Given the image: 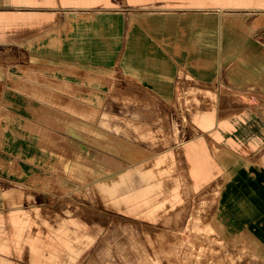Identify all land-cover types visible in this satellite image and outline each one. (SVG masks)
<instances>
[{
	"label": "crops",
	"instance_id": "0c3cea01",
	"mask_svg": "<svg viewBox=\"0 0 264 264\" xmlns=\"http://www.w3.org/2000/svg\"><path fill=\"white\" fill-rule=\"evenodd\" d=\"M38 2L52 0H0V25L50 27L29 41L22 32L10 44L19 54L18 85L13 86L11 68L0 64V207L17 201L12 175L28 169L47 172V144L57 159L65 151L68 159L74 156L73 147L62 148L64 142L84 148L92 115L99 126L122 119L160 124L161 118L166 130L180 88L185 95L209 92L219 113L190 115L196 130L190 138L203 137L188 139L185 151L203 153V164L225 176L219 182L220 206L246 207V223L229 225L264 253V39L252 36L254 30L256 35L264 31V11L254 16L248 8H264V0L178 4L192 11L165 8L154 0L98 9L114 2L62 0V6L73 8L24 14ZM206 6L240 10L223 18L219 12L199 11ZM108 73L114 74L115 87L104 85ZM50 77L57 85L45 81ZM251 90L260 95L252 98ZM184 107L193 108L186 102ZM18 193L23 198V191ZM21 220L0 215V226ZM0 264L16 263L6 259Z\"/></svg>",
	"mask_w": 264,
	"mask_h": 264
},
{
	"label": "rangeland",
	"instance_id": "374dc122",
	"mask_svg": "<svg viewBox=\"0 0 264 264\" xmlns=\"http://www.w3.org/2000/svg\"><path fill=\"white\" fill-rule=\"evenodd\" d=\"M135 1L112 0L113 4L95 9L136 6ZM154 1L169 9L194 8L178 6L194 0ZM61 2H38L24 14L73 8ZM248 8L254 16H258L256 10L264 11ZM236 9L206 6L199 11L219 12L228 18ZM49 29L40 23L0 25V64L11 68L13 86L20 82L19 54L10 44L22 32L29 41ZM256 31L252 36L264 39V31L261 35ZM106 78L104 85L116 86L113 73ZM45 81L57 85L52 77ZM259 95L251 90L252 98ZM184 102L193 108L185 109ZM175 104L172 126L166 130L161 118L160 124L122 119L99 126L92 115L91 137L84 148L83 144H62L65 149L73 147V157L68 159L65 151L64 158L63 152L59 159L52 158L56 152L47 144L44 157L48 162L43 164L47 172L28 169L25 175H12L17 201L0 207V215H19L22 220L0 226V260L16 264H264V253L229 225L246 223V207L220 206L225 176L203 164V153L185 151L188 139L203 137L190 138L196 134L190 117L219 113L217 103L211 101L209 92L185 95L180 88Z\"/></svg>",
	"mask_w": 264,
	"mask_h": 264
},
{
	"label": "bare ground",
	"instance_id": "6f19581e",
	"mask_svg": "<svg viewBox=\"0 0 264 264\" xmlns=\"http://www.w3.org/2000/svg\"><path fill=\"white\" fill-rule=\"evenodd\" d=\"M225 207V206H224ZM233 210V209H232ZM244 212V211H243ZM233 214V213H232ZM246 214V213H245ZM235 217V216H234Z\"/></svg>",
	"mask_w": 264,
	"mask_h": 264
}]
</instances>
